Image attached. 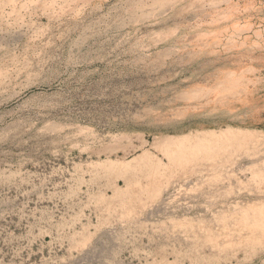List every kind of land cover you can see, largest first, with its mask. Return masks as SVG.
<instances>
[{
	"label": "rangeland",
	"instance_id": "1",
	"mask_svg": "<svg viewBox=\"0 0 264 264\" xmlns=\"http://www.w3.org/2000/svg\"><path fill=\"white\" fill-rule=\"evenodd\" d=\"M263 156L264 0H0V264H264Z\"/></svg>",
	"mask_w": 264,
	"mask_h": 264
},
{
	"label": "bare ground",
	"instance_id": "2",
	"mask_svg": "<svg viewBox=\"0 0 264 264\" xmlns=\"http://www.w3.org/2000/svg\"><path fill=\"white\" fill-rule=\"evenodd\" d=\"M181 149V148H180ZM197 149V147H196ZM195 149V150H196ZM194 148L193 149H190V148H187V149H183V150H172L169 146L165 147L164 148V151H165V156L168 158V162L169 164H171L172 162H180V161H188V159L192 158V152L195 151ZM150 153H147L145 152L144 154H142L140 157H138V161L139 160H144L146 156H149ZM264 160V156L261 158ZM151 160V159H150ZM137 161V159H136ZM135 161V162H136ZM134 162V160H133ZM133 162L132 163H128L127 165H125V167H123L120 171V173L122 174V176L119 178H122L121 180L123 181V187H119V185L117 184V190L118 191H121V192H124V191H128L130 189V180L129 178L126 176V170L129 169V167H131L133 165ZM148 162V161H147ZM147 162L145 161V163L147 164ZM155 162V161H154ZM157 162V161H156ZM158 163V162H157ZM176 163V162H175ZM113 164V163H112ZM153 164V163H152ZM160 164V163H159ZM162 164V163H161ZM185 164V163H184ZM166 165V164H165ZM159 167V166H158ZM165 167V166H164ZM157 170V169H156ZM119 171V170H118ZM158 171V170H157ZM257 172H261L259 174H261L260 176L262 177V179H264V169H259ZM116 187V185H115ZM157 191V190H156ZM258 211H257V218L254 219L253 221L254 222H262L264 223V203L261 204L260 206H258ZM249 217V216H248ZM256 217V216H255ZM246 219H247V216H246ZM248 220H251L248 218ZM248 222V221H247ZM246 224V223H244ZM254 225V224H253ZM255 227V225L253 226ZM252 227V228H253Z\"/></svg>",
	"mask_w": 264,
	"mask_h": 264
}]
</instances>
